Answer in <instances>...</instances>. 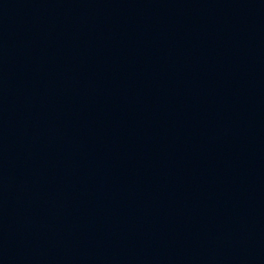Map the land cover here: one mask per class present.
Listing matches in <instances>:
<instances>
[{"label": "water", "instance_id": "obj_1", "mask_svg": "<svg viewBox=\"0 0 264 264\" xmlns=\"http://www.w3.org/2000/svg\"><path fill=\"white\" fill-rule=\"evenodd\" d=\"M0 264H264V0H0Z\"/></svg>", "mask_w": 264, "mask_h": 264}]
</instances>
